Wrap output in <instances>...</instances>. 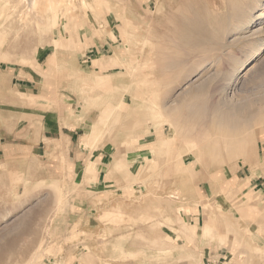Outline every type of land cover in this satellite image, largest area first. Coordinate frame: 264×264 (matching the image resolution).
I'll list each match as a JSON object with an SVG mask.
<instances>
[{"label": "rangeland", "instance_id": "rangeland-1", "mask_svg": "<svg viewBox=\"0 0 264 264\" xmlns=\"http://www.w3.org/2000/svg\"><path fill=\"white\" fill-rule=\"evenodd\" d=\"M1 141L0 264H264V0H0Z\"/></svg>", "mask_w": 264, "mask_h": 264}, {"label": "crops", "instance_id": "crops-1", "mask_svg": "<svg viewBox=\"0 0 264 264\" xmlns=\"http://www.w3.org/2000/svg\"><path fill=\"white\" fill-rule=\"evenodd\" d=\"M76 134L77 133L75 131H72L70 134H68V138L70 137V141H71V147L69 148V157L72 154L75 155V157H76L78 154H84L85 153V150H84V153L81 151V145L75 141V135ZM54 139H57V138H54L53 136H50L47 134L45 135V142L47 140L51 142ZM9 147H10V144L8 142H2V141L0 142V156L2 157V158H0V160H4L5 155H6L5 149L9 148ZM1 151H3V152H1ZM78 156H80V155H78ZM98 163H101V161H99ZM8 174L9 173H5V172H2V174L0 173L1 179L5 180V176H8ZM102 176H103V171L101 169L99 171V174L97 177L99 181H100ZM241 178H242V182L239 185H240V189L242 191H245V195H248L249 193L257 194L260 192H262V194L264 195V173L262 175L250 176L248 178H245L241 175ZM254 207H255V205H254ZM247 212H248V214L244 215V217H245L244 220L252 223V224H250L251 227L255 228L256 226L253 225L254 224L253 221L255 219H257L258 217L256 215H254V216L252 215L251 209H247ZM262 236H263L262 238H263V242H264V235L262 234ZM258 240H260V239H258Z\"/></svg>", "mask_w": 264, "mask_h": 264}, {"label": "bare ground", "instance_id": "bare-ground-1", "mask_svg": "<svg viewBox=\"0 0 264 264\" xmlns=\"http://www.w3.org/2000/svg\"><path fill=\"white\" fill-rule=\"evenodd\" d=\"M135 1H136V0H135ZM187 1H188V0H187ZM156 3H157V2H156ZM186 3H187V2H186ZM184 5H185V4H184ZM184 5H183V6H184ZM181 8H182V4H181ZM179 10H180V9H179ZM175 11H176V10H175ZM175 13H176V12H175ZM178 13H179V12H178ZM162 15H163V14H162ZM170 18H171V17H170ZM176 19H177V18H176ZM188 19H189V18H188ZM173 20H174V19H173ZM178 20H179V19H178ZM179 22H180V21H179ZM179 22H178V23H179ZM177 25H178V24H177ZM245 25H246V24H245ZM126 26H127V25H126ZM174 27H175V26H174ZM187 27H188V26H187ZM191 28H192V27H191ZM190 31H191V30H190ZM191 32H192V31H191ZM169 34H170V33H169ZM196 35H197V34H196ZM199 36H202L201 33H200ZM194 37H195V36H194ZM188 38H189V37H188ZM200 38H201V37H200ZM200 38H199V39H200ZM190 39H191V38H190ZM206 39H209V38H206ZM210 40H211V39H210ZM203 41H204V40H203ZM205 41H206V40H205ZM205 41H204V42H205ZM197 42H198V41H197ZM210 42H211V41H210ZM213 43H214V42H213ZM206 44H207V43H206ZM163 45H164V44H163ZM202 45H203V44H202ZM198 48H199V47H198ZM203 52H204V51H203ZM219 52H220V51H219ZM177 53H178V52H177ZM254 56H255V55H254ZM254 56H253V57H254ZM170 57H171V56H170ZM167 59H168V58H167ZM171 60H172V59H171ZM181 60H182V59H181ZM251 60H252V59H251ZM176 61H177V60H176ZM249 63H251L250 59H249L248 61L243 62V63H242L243 68L246 67ZM182 64H183V63H182ZM205 85H206V83L200 85V87H199L198 89H203V88H205V87H206ZM198 95H199V94H198ZM193 96H194V95H193ZM124 97H125V96H124ZM174 106H175V105H174ZM116 107H117V106H116ZM200 107H201V106H200ZM202 108H203V107H202ZM197 109H198V107H197ZM204 109H205V108H204ZM202 110H203V109H202ZM217 110H218V108H217ZM219 110H220V109H219ZM176 134H177V133H176ZM98 136H99V135H98ZM97 138H99V137H97ZM96 140H97V139H96ZM192 143H193V142H192ZM196 144H197V143H196ZM208 144H209V143H208ZM89 147H90V146H89ZM203 147H204V146H203ZM205 147H206V146H205ZM209 147H210V146H209ZM245 147H246V146H245ZM99 148H100V147H99ZM192 148H193V147H192ZM193 149H194V148H193ZM243 149H244V147H243ZM207 150H208V148H207ZM220 152H221V151H220ZM231 155H232V154H231ZM224 158H225V157H224ZM222 159H223V158H222ZM225 159H229V160H230V158H228V157L225 158ZM227 161H228V160H227ZM216 162L218 163L217 160H216ZM220 163H221V161H220ZM222 164H223V163H222ZM144 181H145V180H144ZM144 181H143V182H144ZM206 199H207V198H206ZM61 201H62V200H61ZM207 206H208V205H207ZM211 207H212V206H211ZM159 221H160V220H159ZM61 264H62V263H61Z\"/></svg>", "mask_w": 264, "mask_h": 264}, {"label": "built area", "instance_id": "built-area-1", "mask_svg": "<svg viewBox=\"0 0 264 264\" xmlns=\"http://www.w3.org/2000/svg\"><path fill=\"white\" fill-rule=\"evenodd\" d=\"M214 264H223V263H217V262H214Z\"/></svg>", "mask_w": 264, "mask_h": 264}]
</instances>
